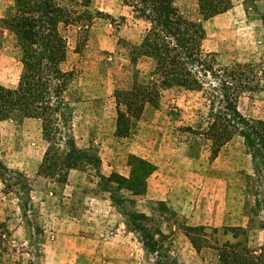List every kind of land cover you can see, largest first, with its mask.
Masks as SVG:
<instances>
[{"label":"rangeland","instance_id":"374dc122","mask_svg":"<svg viewBox=\"0 0 264 264\" xmlns=\"http://www.w3.org/2000/svg\"><path fill=\"white\" fill-rule=\"evenodd\" d=\"M221 1L238 6L233 19L230 14L204 18L206 5ZM59 2L83 11L87 19L82 31L75 25L59 26L67 38L62 67L73 72L64 100L72 113L74 146L83 158L68 169L65 182L38 175L47 147L40 120L0 119V226L10 232V242L22 250L32 248L30 256L37 264H146L161 259L143 250L145 230L128 227L130 216L121 211L125 209L144 214L139 224L158 231L154 236L162 240L167 255L185 264H214L216 247L230 243L240 250H257L264 242V148L259 149L262 157L252 158L241 135L210 146L203 133L204 97L179 87L163 90L155 105L145 103L131 119L127 135L115 134L112 91L130 83L126 44L138 42L147 23L121 0H88L86 6L80 0ZM263 4L174 0L181 14L202 24L203 49L212 51L220 65H239L247 76L250 88L238 97L239 112L264 121ZM16 12L13 0H0V84L8 87L16 84L21 70L17 37L7 24ZM232 35L235 45L226 41ZM138 66L144 69L145 64ZM222 104L215 99V111H223ZM134 168L146 171L131 181L142 179L139 194L128 190L125 179ZM165 190L191 198L209 194L215 204L226 192L224 207L231 216L226 225L191 224L180 212L186 210L184 204L173 203L172 210L158 200ZM36 226L41 235L36 236ZM30 240L35 243L29 245ZM23 257H29L27 252Z\"/></svg>","mask_w":264,"mask_h":264},{"label":"trees","instance_id":"16d2710c","mask_svg":"<svg viewBox=\"0 0 264 264\" xmlns=\"http://www.w3.org/2000/svg\"><path fill=\"white\" fill-rule=\"evenodd\" d=\"M13 1L17 12L13 18H7V24L17 37L21 70L13 87L0 84V119L40 120L47 147L36 173L65 182L68 169L75 168L77 160L83 155L74 146L70 132L72 113L64 100L73 72L62 67L66 59L67 38L60 32L59 26L75 25L82 31L87 26V19L83 11L67 9L59 0ZM121 1L147 26L138 42L126 44L130 83L115 86L112 91L115 134L127 135L131 119L139 116L145 103L155 105L163 90L179 87L200 92L207 103L204 141L212 147H219L232 136L241 135L245 146L252 149H249L252 158L259 156V149L264 148V121L248 119L237 108L240 93L250 88L245 79L247 76L238 68L239 65L236 68L220 65L212 51H205L202 47V24L181 14L174 0ZM80 2L86 6L88 0ZM229 7L223 1L208 4L204 8V18L224 12ZM78 35L84 36L81 33ZM77 43H80L79 39ZM140 62L145 64L144 69L138 66ZM215 99L223 103V111H215ZM145 173L134 168L125 178L131 193L143 192V188L138 187L142 179L138 184H131V181H136ZM121 211L130 216V223L126 224L132 227L133 232L141 228L145 230L143 250L162 257L146 264H185L167 255V250L159 244L162 240L154 236L158 231H149L139 224L137 219L145 217L144 214L125 209ZM34 229L36 236L41 235L37 226ZM159 238L163 235L160 234ZM10 240V232L1 225L0 264H37V260L30 256L34 253L32 248L22 250ZM32 243L35 241L30 240L29 245ZM37 246L40 248L39 243ZM236 246L237 243H230L216 247L218 260L214 264H264V242L257 250H240ZM26 252L29 255L27 258L23 257Z\"/></svg>","mask_w":264,"mask_h":264},{"label":"crops","instance_id":"0c3cea01","mask_svg":"<svg viewBox=\"0 0 264 264\" xmlns=\"http://www.w3.org/2000/svg\"><path fill=\"white\" fill-rule=\"evenodd\" d=\"M237 8L238 6L235 7L233 5L229 7L226 11L211 16L210 20H214L215 18L217 20V18H220L219 16L227 14H230L231 18L233 19V13L235 12V10L237 11ZM260 33L264 34V28L262 24ZM234 38L235 35H232V40L226 39V41H231V43L235 45L236 40ZM162 195L164 197H160L158 200H160L161 202L163 201V204L166 206L171 205L170 208L172 210L176 209L173 203H179L180 205L184 204L183 208L186 210L184 211L181 209L180 212H185V216H187L189 219L188 222L194 225H211V223L220 226L226 225L227 217L231 216L228 212V209L224 207L225 203L228 201V195L226 192L223 195H220L219 199L222 198V200H220L218 204H215V197L209 194L193 195V197L191 198L189 195L186 194L174 193V191L172 193V191L165 190L164 192H162ZM177 197L179 198L177 199Z\"/></svg>","mask_w":264,"mask_h":264}]
</instances>
